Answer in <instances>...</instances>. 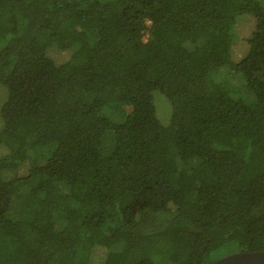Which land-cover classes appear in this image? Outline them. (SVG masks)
I'll return each mask as SVG.
<instances>
[{"label": "trees", "instance_id": "trees-1", "mask_svg": "<svg viewBox=\"0 0 264 264\" xmlns=\"http://www.w3.org/2000/svg\"><path fill=\"white\" fill-rule=\"evenodd\" d=\"M250 252L264 0H0V264Z\"/></svg>", "mask_w": 264, "mask_h": 264}, {"label": "water", "instance_id": "water-1", "mask_svg": "<svg viewBox=\"0 0 264 264\" xmlns=\"http://www.w3.org/2000/svg\"><path fill=\"white\" fill-rule=\"evenodd\" d=\"M212 264H264V252L235 253Z\"/></svg>", "mask_w": 264, "mask_h": 264}, {"label": "rangeland", "instance_id": "rangeland-1", "mask_svg": "<svg viewBox=\"0 0 264 264\" xmlns=\"http://www.w3.org/2000/svg\"><path fill=\"white\" fill-rule=\"evenodd\" d=\"M244 16H242V17H240V18H243ZM241 78H238V80H240ZM233 91L234 92H232V94L234 95L235 93H237L234 89H233ZM156 95H158L157 96V98H156V104H157V99H159V98H163V99H165L164 98V96H162V95H160L159 93H156ZM235 98V97H234ZM166 100V99H165ZM168 103V102H167ZM169 104V103H168ZM169 107L171 108L172 106H170V104H169ZM171 110H172V108H171ZM157 113H158V116H159V118H160V121L162 122V123H165V124H167L166 122H164V121H162L161 119V116H160V114H159V111H158V105H157ZM172 113V112H171ZM169 116H170V113H169ZM168 122V121H167Z\"/></svg>", "mask_w": 264, "mask_h": 264}]
</instances>
